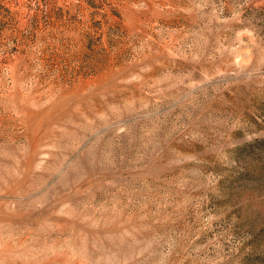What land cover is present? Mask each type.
<instances>
[{"label": "rangeland", "instance_id": "374dc122", "mask_svg": "<svg viewBox=\"0 0 264 264\" xmlns=\"http://www.w3.org/2000/svg\"><path fill=\"white\" fill-rule=\"evenodd\" d=\"M0 264H264V0H0Z\"/></svg>", "mask_w": 264, "mask_h": 264}]
</instances>
